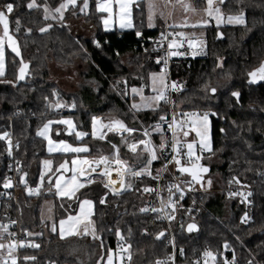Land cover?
I'll use <instances>...</instances> for the list:
<instances>
[{"label": "trees", "instance_id": "trees-1", "mask_svg": "<svg viewBox=\"0 0 264 264\" xmlns=\"http://www.w3.org/2000/svg\"><path fill=\"white\" fill-rule=\"evenodd\" d=\"M29 2L0 0V9L7 3L13 4V12L6 15L10 31L19 43L21 58L29 65L26 72L30 74L14 87L20 61L6 50L5 72L0 76V135L11 125L18 141L16 156L21 161L23 173L28 182L41 186L36 195L29 197L21 187L28 208L25 216L16 212L19 207L14 203L6 207L0 200V223L4 217L17 222L3 233L0 241L5 242L13 232L39 245L21 246L17 250L19 264H96L102 251L105 257L107 249L115 251L119 241L130 246L128 264H156L158 259H167L171 252L169 238L167 234L159 235L165 229L164 222L147 210L141 211L155 205L153 191L144 192L135 185L131 190L111 193L103 186L105 178L94 175L93 183L85 184L73 198H57L53 190L54 178L50 182L47 176L55 173L65 160L69 161V167L72 155L46 154L45 140L36 134L47 120L68 116L78 131L88 135L76 141L74 134H66L62 125L55 123L51 128L53 140L87 146L89 150L81 154L85 157L112 156L115 150L111 145L115 144L118 158L134 169L146 165L147 153L141 154L142 145L137 147L136 153L130 152L126 143H121V136L127 138V143L137 141L143 136L141 131L147 130L152 144L157 146L158 159L152 164V173L156 175L164 163L163 150L158 145L162 135L168 144L169 133L163 127L161 132L152 131V128L167 113L168 105L160 101L154 108L132 109L133 97L129 96V91L147 83L149 73L160 69L154 61L151 44L140 45L135 33L142 31L147 39L153 38L162 32L163 22L156 20L153 27H148L142 1L133 9V27L121 31L102 29L101 13L94 8L95 0H89L86 14L78 7H69L64 12V24L45 20L42 8L45 3L55 8L61 0H35L38 7L33 8H28ZM192 4L199 8L204 6L205 0H192ZM219 6L226 15L237 14L243 9L245 24L204 27V48L191 59L171 63V77L184 81L182 90L173 94V106L178 110L194 108L207 112L211 142L210 150L204 152L200 160L209 169L201 181L211 180L210 189L188 194L182 202L192 211L183 218V225L174 229L175 246L183 250L176 264H195L196 258L206 250L216 257L208 264H225L229 256H233L234 264H248L249 261L264 264V80L250 83L248 76L264 61V0H223ZM70 18L90 25L92 35L74 34L67 24ZM46 24L52 27L40 32ZM122 57H126L125 63ZM51 62L63 67L80 65L84 68L79 72L80 83L75 91H64L49 80ZM205 84L216 87L217 92L207 91ZM233 91L239 92V96L233 97ZM57 103L67 106L63 115L55 113ZM98 114L116 115L134 132L120 135L108 132L104 140L94 138L92 117ZM1 142L0 138V180L5 173ZM46 157L52 161L51 168L39 183L41 160ZM232 177H236L239 184L229 183ZM167 178L169 174L165 173L162 187ZM143 184L152 189L154 182L144 179ZM233 187L243 188L251 201L248 207L240 203L236 195L230 197L226 192L225 188ZM102 197L103 204L100 203ZM45 199L53 201L51 220L39 218V206ZM83 199L93 201L91 219L100 239L95 240L90 235L59 238L57 231L51 230L53 221L58 223L74 214L78 200ZM185 211L183 208L182 213ZM245 213L250 217L248 223L240 220ZM188 222H194L198 231L186 232ZM117 230L120 237L116 235ZM25 257L35 259L25 260Z\"/></svg>", "mask_w": 264, "mask_h": 264}, {"label": "snow or ice", "instance_id": "snow-or-ice-1", "mask_svg": "<svg viewBox=\"0 0 264 264\" xmlns=\"http://www.w3.org/2000/svg\"><path fill=\"white\" fill-rule=\"evenodd\" d=\"M140 0H95V9L97 13L101 14H107V15H101L100 19L103 22L104 26L107 28L109 25L110 20L116 16L119 17L121 20V27H131V8L133 5H136L139 7ZM220 3H223V0H219ZM177 4H179L185 12L192 11L195 12V9L191 6V4L187 3L186 0H146V8H147V21H148V27L154 26V21L156 17H160L161 19L165 20V23H167V18L171 16V12L169 11L170 8L175 7ZM207 7L203 10L205 13V18L198 20L196 23H190L188 18L185 17L184 22L182 24H172L167 25L168 27L172 28H186V27H201L204 25H207L209 23V18L214 19L217 25L225 23V20L223 18V15L221 13V10L218 6L214 4V0H206ZM162 5V6H161ZM28 8L38 7V5L35 4V0H30L29 4L27 5ZM71 6L72 8H79L81 13H85L87 9L89 8V0H83L82 4H78L77 0H61V2L53 9H50L47 6V3L43 5L44 10V19L48 20L51 18L53 21H58L62 24H64V12ZM13 12V4L7 3L4 5L2 9H0V26H2V34H0V75L3 74V65H4V43L5 39H7L8 47L11 48L12 52H14L17 56H20V51L18 47L16 46V41L14 40L13 36L9 34V22L8 17L6 13H12ZM75 15V12L73 13ZM227 23L229 24H237V25H244L245 24V15L244 10L241 9L236 15H228L227 16ZM17 27H19V20H17ZM66 26V25H65ZM52 24H46L45 27H42L39 29L40 32L46 31V29L51 28ZM30 31V30H26ZM141 33L137 31V36H140ZM171 36L172 39L168 42L167 47L169 49H172L174 46L179 47V44L177 43V37L184 38L186 36V33L183 31L180 32H173L170 34H167L165 32L161 33V41L167 39L168 36ZM192 35H195L194 33ZM217 35H221L220 33H217ZM189 47H194V41L192 39L188 40ZM99 46V45H97ZM182 53H176V52H169L168 55H179ZM195 54V53H193ZM219 59V58H218ZM21 67H20V75L17 76V80H23L25 78L26 70L28 69V64H26L21 59ZM157 63H160V60H157ZM163 63L167 65V59H164ZM218 66H222L219 65ZM248 76L250 78V83H255L257 80H264V61L260 62V65L258 68L253 69L251 72L248 73ZM168 72L166 67H161L159 72H154L149 74V84H142L139 88L133 87L131 89L132 93L140 96V103H133L130 107L135 110H139L141 108H152L153 104H158L160 101H164L165 103L168 102V91H169V84L167 82ZM117 83H120V81H117ZM145 87H150V90L154 95L144 96L142 94L143 89ZM171 90L173 91H180L181 86L178 84L177 81L171 82ZM205 89L211 93H216L217 88L214 86H211L210 84L204 85ZM126 94V93H125ZM55 95V92L53 93ZM233 97H238L239 92L233 91L231 93ZM173 104L175 102L173 101ZM56 108H61L63 105L57 103L55 104ZM180 115L184 116L185 119L182 122H177L175 119V114L173 116V120L171 123H169L168 128L172 133V140H171V148H172V158L171 160L167 161L161 169L157 170V177H159V173L161 171H164L167 169V165L170 163H175L176 169L181 173H188L191 177V180L188 181L189 185H191L193 182H200L202 180V173H207L209 171L208 167L201 164V156L196 155V145L197 140L193 139L191 142L186 143V153H184V156L187 158L185 162L182 164L181 159V149L185 147V143H182L180 140L177 139L179 130H182L183 137H188L189 132H192L195 134V137L199 138V150L203 152L205 149L210 150L209 148V137H208V129H207V116L208 113H204L203 116H199L197 112H183L180 113ZM161 121L165 120L164 116L160 117ZM52 123H58V124H65L68 125V127L71 129L74 127L73 122L71 119H62L60 121H47L43 124V127L37 130V135L43 137L48 141V151L50 153L55 152H61V153H85L89 149L87 146H81V147H73L71 144L67 143L64 140H58L54 141L52 140L48 133H49V127ZM97 126L100 128H107L109 132H123V133H132L134 132L133 128L127 127L122 120L119 119H112L109 121L108 124H103L99 122V118L92 117V132L91 135L95 138L97 137ZM153 131L161 132V125L160 123H157L155 127L153 128ZM76 138L79 140L80 138L88 135V133H85L83 131H78L75 133ZM143 135L145 137H148L150 133L147 130H144ZM8 133H4L0 135V138L7 137ZM99 139L104 140L105 139V133L101 132L99 134ZM121 143H126L127 147L130 149L132 153L137 152V145H142V149H140L141 154L147 153V162L146 165L139 170H134L132 166H129L126 161L121 160L118 158V147L115 144H112L111 147L115 151L112 153V156L107 155H100L98 158H94L92 160H89L87 157L81 158L79 155H74L72 160L70 161L71 167H67L69 164V161L65 160L62 162L56 169L55 173L50 174L47 176V179L51 182L53 178H55V194L58 197H67L69 199L73 198L76 195V192L85 187V184L81 182L80 177H83L88 184L93 183V175L97 174L102 176L106 179V183H104V188H112V191L118 192V189L113 188L112 186L117 183V180L111 179L112 172H115L118 182L120 184V188L124 189L126 187L130 188L131 184L126 183V177H136L140 176L142 174H148L151 175V172L149 170V166L152 164L153 161L158 159L157 153H156V147L152 144V141L150 139H143L139 140L135 143H127V141L124 139L123 136H121ZM166 140L164 136H161L160 144L158 145L159 149L164 150L165 149ZM179 145V147H178ZM99 151V150H98ZM9 154L10 151H9ZM45 165H51L52 161H44ZM84 165H88V170H85ZM114 166V167H113ZM98 169V171H97ZM61 170L68 172H71L70 178H64L61 179L62 172ZM56 173H60V175H56ZM41 181L45 178V173L41 172ZM21 183H25L24 176L20 177ZM235 182L239 184V180H237L236 177H232V179L229 181V183ZM207 183L210 185L211 180H208ZM40 184L37 185V189L40 188ZM203 186V185H202ZM3 187L5 189L11 187V179L9 177L4 178V184ZM172 189H175L177 192H180L181 196L183 195L182 190L180 189L179 185H169V191L171 192ZM29 192L34 191L33 189H28ZM144 192H150L153 191V189H150L148 187H145L143 189ZM241 195L242 197L245 195L244 193H234L229 192V196H235V195ZM250 195V193H249ZM169 202L172 201V196H169ZM104 198L102 197L100 199V203L103 204ZM80 210L76 212L75 215L69 214L66 218H62L59 220V235L61 238H64L66 236H92L93 239L99 240L100 236L97 235L96 225L95 222L90 219L92 215V206L93 201L84 199V200H78ZM163 203V201H162ZM87 206V207H86ZM165 208L168 207V205L164 206ZM147 209H141V211H146ZM163 209H152V211L159 212ZM169 220L173 219L172 215H169L167 217ZM51 219V217H50ZM240 220L242 223H248L250 220V217L245 213L240 217ZM10 223H15L14 221H10ZM8 224L0 223V239L3 238V233L7 231ZM196 227L195 224H189L188 230L192 231ZM51 230L53 232L57 231V223L53 221L51 225ZM9 235H14L9 233ZM116 235L120 237V232L117 230ZM160 236L163 235V233L159 234ZM123 238L121 237V240ZM24 242L20 241L19 246H23ZM16 241H12L11 243L5 244L0 243V250L7 249V257H0V264H9V261L11 264H17L16 257L12 255V252L17 247ZM32 247H39V245L32 244ZM225 247H227V244H225ZM101 248L103 249V245H101ZM130 246H124V247H118L115 250V253L112 249H107L106 252V259L104 258V253L102 251L100 259L96 261V264H113V258L114 255L118 259H123L124 256L121 255L122 253L127 256V258L131 259L130 254ZM183 250L181 249V252ZM205 259V264H208V259H211L212 261H215L216 257L211 251H205L203 253ZM25 260L28 259H35V257H25ZM173 258L169 256L165 260H157L156 264H168V260H172ZM174 264V261H173ZM225 264H228V262H225ZM234 264V260L232 262ZM248 264H253L252 261H249Z\"/></svg>", "mask_w": 264, "mask_h": 264}, {"label": "built area", "instance_id": "built-area-1", "mask_svg": "<svg viewBox=\"0 0 264 264\" xmlns=\"http://www.w3.org/2000/svg\"><path fill=\"white\" fill-rule=\"evenodd\" d=\"M141 33L140 36H137V32L135 33V39L137 40V42H139L140 45L145 44V42H149L152 46V53H154V61L157 63V60H160L159 66L161 67H166L167 68V72H168V77H167V82L169 84V91H168V110L167 113L164 115L165 120L164 121H160L157 123H160L161 127L164 128L165 132L169 133V141L168 144L165 145V149L162 151V155L164 157V163L163 165L171 160L172 158V148H171V140H172V133L168 128L169 123L172 122L173 120V116L175 114V119L176 121L182 122L185 117L180 115V113L183 112H192L195 111L198 113L199 116H203L204 113H207L203 110L200 109H183V110H178L176 107L173 106V94L175 92L178 93V91H173L171 90V82L172 81H177L178 84L181 86V90L184 87V81L183 80H175L171 77V63L174 60H180V59H191L193 58L199 51L195 49V47H189L188 44V40L192 39L194 41V43L196 42L195 37L192 36H185L184 38H179L177 37V43L179 44V47L174 46L172 49H169L167 47L168 42L172 39V37L169 35L167 37V39L161 41L160 37H161V33L165 32L167 34L176 32L173 29H170L166 24L163 25V30L160 34H158L157 36L153 37V38H148L145 36L144 32L139 31ZM169 52H176V53H182L179 55H168ZM195 53V54H193ZM164 59H167V65H165L163 63ZM63 107L61 108H56V112L58 115H63L66 111H67V106L64 104ZM4 133H8L7 137L1 138V143H3L4 148H3V153L1 157H4L5 159V173L3 175V177L0 180V200L4 201L6 207H9L11 205V203L15 202V195H16V191L18 188L25 190V192H27L28 197L29 196H34L37 194L38 189H37V184H32L30 182L25 181V183L19 184V178L21 177V175H23V168H22V164L21 161L19 160V158L16 156V150L18 149V141L14 138L13 136V130L11 125H9L8 129L4 132ZM3 133V134H4ZM179 147V145H178ZM126 148L129 149L126 145ZM9 151L11 154H9ZM186 149L185 147L183 149H181V159H182V164L185 162V160L187 159L184 156V153H186ZM197 153L200 155L203 154V152H201L199 150V147L196 148ZM154 163V161L152 162V164ZM152 164L149 166V170L151 172V175L148 174H142L140 176H136V177H126V183H130L131 187L128 188H124V191L127 190H131L135 185H137V188L142 190L145 187H147V185L143 184V180L144 179H149L152 180L154 182L153 184V193L155 195V205H149L147 206V212L149 214H155L158 217V220H161L164 222L165 224V229L163 230V235L167 234L168 238H169V243H170V247H171V252L169 253L168 257L171 256L173 259L172 260H168V262H170L171 264H176V259L177 257L182 256V252L180 250H178L175 246V234H174V229L176 227H180L183 225L185 215H187L188 213H191L192 208L188 205H182L183 200L186 199V197L188 196V194H192L195 192H199L201 189L195 185L194 183H192L191 185H189V183H187V180H182L180 177L185 176L184 174L178 172L176 170V166L175 163H170L167 165V169L164 171H161L159 173V177H157L156 175H153L152 173ZM162 165V166H163ZM139 168H134V170H139ZM168 173L169 174V178L166 179L165 181V186L162 187L161 182L162 179L164 177V174ZM5 177H9L11 179V187L5 189L3 187L4 184V178ZM190 181V180H189ZM117 185V184H116ZM169 185H179L180 189L183 192V195L181 196L180 192H177L175 189H172V191H169ZM28 189H33L34 191L29 192ZM111 193H114L110 188H107ZM226 192L229 194V192H234V193H244V190L242 187H233V188H225ZM117 194V193H115ZM245 194V193H244ZM172 196V201L169 202V196ZM239 202L242 203L243 205H245L246 207H248L250 205V200L246 197V194L242 197L241 195L237 194L236 195ZM163 201V203H162ZM165 205H168V207H164ZM185 208V214L182 213V209ZM152 209H163L162 211L159 212H155L152 211ZM7 213H4V215H6ZM169 215L173 216V219L169 220L167 217ZM10 221H14L15 223H10ZM1 223L4 224H8V229L13 228L14 226H16V221L15 220H10L7 217H4L3 220L1 221ZM11 234L14 235H10L6 241L5 244L11 243L13 240L16 241L17 243V247L14 249L17 253V250L21 247L19 246L20 241L24 242L25 244L28 245H32L34 244L33 240L26 238L25 236H19L16 235L15 233L11 232ZM118 247H124L126 246V243L123 241H119L117 243ZM124 256V258L121 260V264H128V258L126 255H124L123 253L121 254ZM205 257L204 255L199 256L198 258H196L195 260V264H205ZM228 259V263L231 264L234 260L233 256H229ZM211 259H208V261H210ZM9 264H11V262L9 261ZM19 264V263H17Z\"/></svg>", "mask_w": 264, "mask_h": 264}, {"label": "rangeland", "instance_id": "rangeland-1", "mask_svg": "<svg viewBox=\"0 0 264 264\" xmlns=\"http://www.w3.org/2000/svg\"><path fill=\"white\" fill-rule=\"evenodd\" d=\"M158 2H160V0H158ZM186 2L189 3V4H191V6L195 9V12H192V11L185 12L184 9L179 4H177L175 7H172V8L169 9V11L171 12V16L169 18H167V23L169 25H172V24H182L184 22L185 17L188 18V20H189L190 23H196L198 20H201V19L205 18V13H204L203 10L207 7L206 0H205L204 6L199 7V8L194 7V5L192 4V0H186ZM35 4H36V2H35ZM214 4L216 6H218V7H220L219 6V0H214ZM50 9H53V8H50ZM43 15H44V10H43ZM222 15H223V18L225 20V23L220 24V25H236V24H229V23L226 22L228 15H236V14H228V15H226V14H223L222 13ZM74 19H76V18H74ZM76 20H77L76 23L75 22H72V24H71L72 27L70 26L72 28L74 34H77V35H85V36L92 35V32H93L92 27L90 28L88 26V24L84 23L80 19H76ZM156 20H161L163 22V24H165V20L164 19H161L158 16L156 17V19L154 21V24H155ZM211 24L217 25L214 19L209 18V23L207 25H204V26H201V27H195V28L186 27V28H172V29L175 30L176 32L183 31V32L186 33V36L195 37L196 42L194 43L195 44L194 47H195L196 50L200 51L205 46L204 27L210 26ZM193 33L195 35H192ZM0 34H2L1 30H0ZM6 50H7L6 49V45L4 43V65H3V74L5 72V55H6V52H7ZM122 62L123 63L126 62V57H122ZM83 69H82V66H80V65H75L73 67H63V66H60L58 64H55V63L51 62L49 64V80H51L52 82L56 83V85L59 86L64 91L73 92V91L76 90L78 83H80V76H79L80 73L79 72H81ZM160 69L153 70L150 73L159 72ZM149 83H150V81H149V75H148V81H147V83H143V84H149ZM140 86H138L137 88H139ZM132 88H130V91H129V96H132L133 97L131 99V105L133 103H140V96L132 93V91H131ZM142 94L144 96L154 95V93L151 92L150 87H145L143 89ZM156 105L157 104L154 103L152 108L156 107ZM143 109H148V108H141V110H143ZM103 116H111V117H101V123H103L105 125L108 124L110 120L115 119V118L116 119H119V120H122L121 118H119V117H117L116 115H113V114L112 115H110V114H104ZM155 125H154V127H155ZM153 128H152V131H153ZM104 129H105V132H103V133L106 134V133L109 132L107 130V128H104ZM143 131L144 130H142L141 132H143ZM178 132H179V135H180L181 132H182V130H179L178 129ZM113 133H116V134H119L120 135L123 132H121V133L113 132ZM99 134L100 133H98L97 137H99ZM177 139H178V137H177ZM125 140H127V138H125ZM90 160H92V159H90ZM44 161L42 160V162H41L42 165L44 164L43 163ZM42 171L44 173H47L48 172L46 170V167H44V166H42V168L40 169V174H41ZM112 175L113 174H111V177H112ZM21 176H24V175H21ZM24 178H25V176H24ZM180 178L182 180H187V181L191 180L188 175H186V176H183L182 175V177H180ZM208 180L209 179L207 178L203 182L200 181V182H193V183L195 185H197L201 190H207L208 188L210 189V185L207 183ZM38 182L41 183V175H39ZM106 182L107 181L105 179V183ZM44 202L45 203L42 206V212H41L42 213V216H41L42 219L43 218H50L51 217V212L49 211L50 210V207H51V204H52L51 203V200H47V201H44ZM0 243H4V242L3 241H0ZM7 255H8L7 249L0 250V257H5L6 258ZM12 255L15 256L16 257V260H17V253H16L15 250L12 252ZM104 258L106 259V256ZM113 264H121V259H118L114 255Z\"/></svg>", "mask_w": 264, "mask_h": 264}, {"label": "crops", "instance_id": "crops-1", "mask_svg": "<svg viewBox=\"0 0 264 264\" xmlns=\"http://www.w3.org/2000/svg\"><path fill=\"white\" fill-rule=\"evenodd\" d=\"M78 1H80V0H77V2ZM143 2V4H144V6L146 7V0H140V2ZM140 2H139V5H140ZM69 7H71V6H69ZM94 8H95V4H94ZM134 8H138L136 5H133L132 6V8H131V17H130V19H131V24H132V26L131 27H121L120 26V24H121V20H120V18L119 17H116V16H114L111 20H110V22H109V25H108V27L106 28L105 26H104V24H103V22L101 21V27H102V29L105 31H112V30H128V29H131L132 27H133V9ZM146 10H147V8H146ZM95 11H96V9H95ZM97 12V11H96ZM101 15H107L106 13L105 14H101ZM49 19H51V18H49ZM76 19H74V18H70V19H68L67 20V24L69 25V26H71L72 27V22H75L76 23ZM166 25H169L168 23H165ZM164 25V24H163ZM90 28H91V26L90 25H88ZM0 30H1V27H0ZM103 116V115H102ZM62 119H71L70 117H68V116H63V117H60V118H58V119H51V120H47V121H60V120H62ZM72 120V119H71ZM46 121V122H47ZM45 122V123H46ZM73 122V121H72ZM55 123H52L51 125H50V127H49V133H48V135H49V137L51 138V128H52V125H54ZM60 125H62V127L64 128V130H65V133L66 134H74V136H75V139L74 140H76V141H79V140H82V138H80L79 140L76 138V135H75V133L76 132H78V130L76 129V127H75V125H74V123H73V125H74V127L73 128H69L68 127V125H65V124H60ZM43 127V125L41 126V128ZM40 129V128H39ZM207 129H208V137H209V147H211V142H210V126H209V120H208V118H207ZM91 132H92V124H91ZM144 132V131H143ZM143 132H142V134H143ZM98 133H101L100 132V130L97 128V134ZM121 133V132H120ZM37 134V133H36ZM38 136V135H37ZM39 137H41V136H39ZM142 138H140L139 140H143V139H150V136L149 137H145L144 135L143 136H141ZM41 138H43V137H41ZM44 139V138H43ZM52 139V138H51ZM178 139L182 142V143H185V149H186V143L187 142H191V140H193V139H196L197 140V145H196V148L197 147H199V138L198 137H195V134L194 133H192V132H189V136L188 137H183V135H182V132H181V134L178 136ZM45 140V150H46V154H48V155H53V154H70V155H72L71 156V158H70V161L72 160V158H73V156L74 155H79L81 158H83V157H85V156H83V155H81V154H83V153H79V154H74V153H61V152H55V153H50L49 151H48V141L46 140V139H44ZM53 140V139H52ZM139 140H137V141H139ZM54 141H58V140H54ZM65 141V140H64ZM137 141H131V142H129V143H135V142H137ZM67 142V141H66ZM67 143H69V141L67 142ZM69 144H71L73 147H81V146H85V145H83V144H72V143H69ZM127 145V144H126ZM139 146V144L137 145V147ZM129 151H130V149H128ZM187 150V149H186ZM196 150V149H195ZM206 151H208V149H205L204 151H203V153L204 152H206ZM114 152V151H113ZM131 152V151H130ZM196 155H199L198 153H197V151H196ZM89 160L90 159H93V158H98V157H87ZM43 161L45 160V161H51L50 160V158H43L42 159ZM42 160H41V162H42ZM42 166H44V167H46V170L47 171H49V169L51 168V165H45V164H41V168H42ZM71 167V164L69 165V168ZM84 168H85V170H88V169H86V165H84ZM62 172V176H61V179L63 180L64 178H70L71 177V172L70 171H68V172H65V171H61ZM23 175L25 176V174L23 173ZM57 175H60V173H57ZM93 176L94 175H97V174H92ZM80 180H81V182L82 183H84V184H88L87 182H86V180L83 178V177H80ZM25 181H27V179H26V176H25ZM28 182V181H27ZM54 183H53V190H54V193H55V187H54V185H55V178H54V181H53ZM19 184H22L21 183V181H20V178H19ZM16 193V195H15V202H14V204L15 205H17V207H19L18 208V210H16V212H18L20 215H27V213H28V208H26V206H25V198H24V196H23V190L22 189H20V188H18L17 189V191L15 192ZM55 196H57L56 194H55ZM57 198H62V197H58L57 196ZM65 198H67V197H65ZM47 200H51V207H50V212H51V219H52V214H53V201H52V199H45L44 201H47ZM84 200V199H83ZM89 200V199H88ZM42 202L41 204H40V206H39V218H40V220H51L50 218H41V216H42V206H43V204L45 203V202ZM87 207V206H86ZM80 210V206H79V204H78V206H77V210H76V212H78ZM93 211H94V205L92 206V214H93ZM76 212L74 213V214H72L71 213V215H75L76 214ZM67 217V216H66ZM65 217V218H66ZM91 217H92V215H91ZM91 217H90V219H91ZM59 222V221H58ZM57 234H58V236H59V238H61L60 237V235H59V224L57 223ZM66 237H68V236H66ZM65 238V237H64ZM5 243V242H4ZM115 252V251H114ZM106 256V255H105Z\"/></svg>", "mask_w": 264, "mask_h": 264}, {"label": "water", "instance_id": "water-1", "mask_svg": "<svg viewBox=\"0 0 264 264\" xmlns=\"http://www.w3.org/2000/svg\"><path fill=\"white\" fill-rule=\"evenodd\" d=\"M8 22H9V34L10 35H12L13 36V34L11 33V28H10V20H9V17H8ZM2 26H1V32H2ZM13 38H14V40L16 41V46L18 47V49H19V43H18V41H17V39L13 36ZM5 45H6V48H7V50L11 53V54H13L14 56H16L17 58H18V60L21 62V53H20V56H17L14 52H12V50H11V48H9L8 47V42H7V39H5ZM19 51H20V49H19ZM20 67H21V63H20V66H19V68H18V70H17V76L18 75H20ZM259 67V66H258ZM257 67V68H258ZM28 69H29V65H28ZM27 69V70H28ZM26 70V71H27ZM30 74L28 73V72H26L25 73V78L23 79V80H17V78H16V81H15V83L13 84V86L14 87H16L20 82H24L25 80H26V77L27 76H29ZM95 117H97V118H99V122L101 123V117H102V115L101 114H98V115H95ZM97 128L100 130V132H105V129L104 128H100L99 126H97ZM125 139V138H124ZM200 163L201 164H203L201 161H200ZM203 165H205V164H203ZM205 166H207V165H205ZM208 167V166H207ZM177 170V169H176ZM178 171V170H177ZM179 172V171H178ZM181 173V172H180ZM208 173V172H207ZM207 173H202L201 175H202V179H203V177L207 174ZM182 174H184V175H188L189 176V174L188 173H182ZM190 177V176H189ZM190 179H191V177H190ZM113 188H115V189H118V192H115V193H117V194H119V193H122V192H124V189H121L120 188V184L118 183L117 185H115V186H113ZM189 224H195L194 222H188L186 225H185V231L186 232H188V233H192V232H196V231H198V227H197V225H196V227L192 230V231H189L188 230V225Z\"/></svg>", "mask_w": 264, "mask_h": 264}, {"label": "bare ground", "instance_id": "bare-ground-1", "mask_svg": "<svg viewBox=\"0 0 264 264\" xmlns=\"http://www.w3.org/2000/svg\"><path fill=\"white\" fill-rule=\"evenodd\" d=\"M121 132H122V131H121ZM119 133H120V132H119ZM113 167H114V166H113ZM86 169H88V165H86ZM97 171H98V169H97ZM112 174H113V175H112L111 179H113V180H117V183H116V184H118L119 182H118V178H117L115 172H112ZM116 184H115V185H116ZM115 185H113V186H115ZM113 186H112V187H113ZM110 189L112 190V188H110ZM117 248H118V246H116V249H117ZM116 249H115V250H116Z\"/></svg>", "mask_w": 264, "mask_h": 264}]
</instances>
